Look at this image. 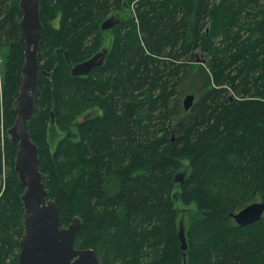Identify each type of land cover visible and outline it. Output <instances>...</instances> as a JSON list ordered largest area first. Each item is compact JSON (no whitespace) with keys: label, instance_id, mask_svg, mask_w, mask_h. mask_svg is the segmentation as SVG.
<instances>
[{"label":"trees","instance_id":"1","mask_svg":"<svg viewBox=\"0 0 264 264\" xmlns=\"http://www.w3.org/2000/svg\"><path fill=\"white\" fill-rule=\"evenodd\" d=\"M18 1L0 0V264H17L23 234L18 147L5 135L24 60ZM131 1L39 0L27 131L60 227L77 217L74 247L93 250L99 264H264V214L241 227L231 217L264 204V0ZM121 6L135 15L126 10L99 50L100 24ZM102 50L101 66L71 75ZM183 91L197 96L188 111ZM85 107L102 113L78 122ZM75 130L79 144L68 146ZM59 132L63 145L47 142ZM192 207L188 223L179 219Z\"/></svg>","mask_w":264,"mask_h":264},{"label":"water","instance_id":"2","mask_svg":"<svg viewBox=\"0 0 264 264\" xmlns=\"http://www.w3.org/2000/svg\"><path fill=\"white\" fill-rule=\"evenodd\" d=\"M18 6L21 11L19 28L24 41L25 61L15 99V119L5 131L7 139L16 143L18 147L14 170L23 188L21 195L23 234L18 241V264H99L93 250L75 249L74 241L81 222L75 217L68 226L60 227L56 204L47 198V190L41 181L37 147L31 142L27 131V123L34 113L33 96L37 92L39 74L38 46L42 36L39 0H19ZM115 22L113 18L107 19L101 24V29L112 28ZM104 56L103 50L90 59L74 65L71 75L73 77L87 75L102 65ZM193 100L192 94L184 97L182 104L185 111L191 108ZM89 115L78 118V122ZM174 181L181 182L182 176L177 174ZM263 214L264 204L255 202L231 214V217L241 227L259 220ZM179 226L178 239L181 249L185 250L187 244L184 229L181 223ZM182 264H185V260Z\"/></svg>","mask_w":264,"mask_h":264},{"label":"rangeland","instance_id":"3","mask_svg":"<svg viewBox=\"0 0 264 264\" xmlns=\"http://www.w3.org/2000/svg\"><path fill=\"white\" fill-rule=\"evenodd\" d=\"M134 2H136V0H134V1L132 0V1L130 2L129 6H130L132 3H134ZM127 3H128V2H127ZM127 3H126V4H127ZM132 6H133V4H132ZM130 9H131V7H128V8H126V9H124V8L121 6V10L115 12L116 15H117V17L115 18L116 22L114 23V27H115V25H117L122 19H127V18L129 17V14L127 13V11H129L130 13H132L133 16L135 15V10L130 11ZM126 10H127V11H126ZM107 18H108V16H107ZM47 22H48V21H47ZM49 22L51 23L52 28H58V23H59V18H58V17H56L55 20H53V21H49ZM114 27H112V28H114ZM112 28H109V29H107V30H102V29H101V24H100V29H101V31H103V32H102V35H101V37H100L101 41H100V47H99V50H100L102 47H104V46H108V45L110 44V42H112L113 34H112V31H110ZM2 49H3V50H6V49H4V48H2ZM4 56H5V52H4V51H0V79H1V68H2V62H3V60H4ZM196 57H197V60L200 59V56H199V55H196ZM196 63L199 64V63H201V62H196ZM0 90H1V86H0ZM180 90H181V89H180ZM183 92H184V91H183ZM184 93H185V94H191V93H186V92H184ZM184 93L181 94V98H180V100H183ZM196 100H197V96L194 97L193 103L196 102ZM1 108H2V96H1V91H0V117H1V115H2V110H1ZM90 111H95V112H97L98 115H100V114L102 113L101 110H100L98 107H85L84 110L82 111V113H81L80 115H77L76 118H78L79 116H81V115H83V114H85V113H87V112H90ZM75 132L78 133V138H77V139H72V140H70V141L67 143L68 146H77V145L79 144V131H78V130H75ZM64 136H65V133H64V132H59V138H64ZM52 139H53L52 137H49V136L47 135L46 140H47L48 143H50V141H52L53 144H54V143H55V144L58 143L57 146H58L59 144H60V145H63V143H64V142H62V143H61V142H58L57 137L54 138L53 140H52ZM55 149H56L55 146H50V152H51V153H53V152L55 151ZM77 155H78V151H77V150L69 151V157H71L73 160L77 157ZM3 179H4V174H3ZM175 207H177V209H179V210H182V209H188V210H189V209H190V208H184L183 205H182L180 202H175ZM194 215H195V210H194L193 207H192L190 213H186V214H185V213H179V219L184 218V220L186 221V223H188L189 218H192Z\"/></svg>","mask_w":264,"mask_h":264},{"label":"bare ground","instance_id":"4","mask_svg":"<svg viewBox=\"0 0 264 264\" xmlns=\"http://www.w3.org/2000/svg\"><path fill=\"white\" fill-rule=\"evenodd\" d=\"M39 47H40V44H39V46H38V52H39ZM24 61H25V47H24V60H23V63H24ZM23 63H22V66H23ZM22 66H21V69H22ZM38 70H39V65H38ZM41 73L44 74L45 71H41ZM21 74H22V71L20 72V78H21ZM39 74H40V70H39ZM39 74H38V77H39ZM44 75H47V73H45ZM37 85H38V82H37ZM35 94H36V93H35ZM35 94H34V95H35ZM33 100H34V96H33ZM34 110H35V105H34ZM185 251H186V249L183 250V252H185Z\"/></svg>","mask_w":264,"mask_h":264},{"label":"flooded vegetation","instance_id":"5","mask_svg":"<svg viewBox=\"0 0 264 264\" xmlns=\"http://www.w3.org/2000/svg\"><path fill=\"white\" fill-rule=\"evenodd\" d=\"M114 26V25H113ZM34 114V113H33ZM33 117V116H32ZM32 119V118H31ZM18 251H19V249H18ZM17 257H18V254H17ZM17 264H18V260H17Z\"/></svg>","mask_w":264,"mask_h":264}]
</instances>
